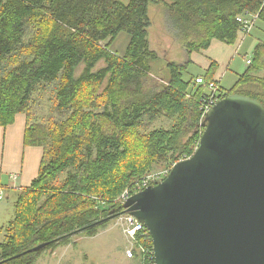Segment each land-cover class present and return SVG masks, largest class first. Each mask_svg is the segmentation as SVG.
Masks as SVG:
<instances>
[{
    "label": "trees",
    "instance_id": "1",
    "mask_svg": "<svg viewBox=\"0 0 264 264\" xmlns=\"http://www.w3.org/2000/svg\"><path fill=\"white\" fill-rule=\"evenodd\" d=\"M155 4L188 57L167 62L164 79L154 75L160 57L150 43ZM248 13L264 25V0H0V127L25 114L26 146L43 149L38 176L2 229L0 264H36L73 236H97L109 222L100 221L124 216L126 190L195 153L219 64L195 75L191 56L214 40L235 45L237 17ZM122 34L120 55L112 48ZM251 58L231 89L216 81L221 98L264 104V40ZM136 238L137 263L154 264L147 229Z\"/></svg>",
    "mask_w": 264,
    "mask_h": 264
},
{
    "label": "water",
    "instance_id": "2",
    "mask_svg": "<svg viewBox=\"0 0 264 264\" xmlns=\"http://www.w3.org/2000/svg\"><path fill=\"white\" fill-rule=\"evenodd\" d=\"M202 126L195 153L119 215L146 226L155 264H264V104L224 97Z\"/></svg>",
    "mask_w": 264,
    "mask_h": 264
},
{
    "label": "rangeland",
    "instance_id": "3",
    "mask_svg": "<svg viewBox=\"0 0 264 264\" xmlns=\"http://www.w3.org/2000/svg\"><path fill=\"white\" fill-rule=\"evenodd\" d=\"M127 2V0H121ZM151 18L153 26L150 29V43L154 51L160 57L154 71V75L159 79H164L168 75L166 63L174 61L182 63L187 60V52L182 48L178 40L172 38L166 28L164 20L168 18L165 6L153 5L151 7ZM254 30L252 38L244 41L242 48L234 55L229 65V70L221 79L222 87L229 90L236 83L239 75L243 74L247 68L245 55L252 57L251 44L256 41L257 34ZM129 38L122 34L113 45V50L122 54L128 44ZM192 74L197 75L200 70L191 67ZM169 126L170 123H164ZM165 168H159L161 171ZM15 199L11 198L9 203L14 204ZM14 206V205H13ZM12 206V207H13ZM14 211V208H13ZM126 227L123 217L113 218L107 222L105 228L101 229L97 236H73L72 243L68 246L61 247L55 252L44 254L36 264H138L133 258H128V252L134 253L133 239L126 235ZM1 253V251H0ZM135 255V254H134Z\"/></svg>",
    "mask_w": 264,
    "mask_h": 264
},
{
    "label": "crops",
    "instance_id": "4",
    "mask_svg": "<svg viewBox=\"0 0 264 264\" xmlns=\"http://www.w3.org/2000/svg\"><path fill=\"white\" fill-rule=\"evenodd\" d=\"M254 30L257 40L251 44L252 50L259 41L264 40V25L258 22ZM254 30L249 38H252ZM241 48L238 49L237 44L230 46L214 40L208 50L192 54L191 67L199 69L200 73L197 75H201L210 68L211 62L215 61L219 64L215 78H223L229 70L233 56L237 55ZM27 124L26 115L18 114L12 125L0 127V190L4 191V198L0 200V243L4 240L3 227L14 218L13 205L18 193L36 179L43 158L42 148L25 144ZM11 198L15 199L14 204L9 203Z\"/></svg>",
    "mask_w": 264,
    "mask_h": 264
},
{
    "label": "built area",
    "instance_id": "5",
    "mask_svg": "<svg viewBox=\"0 0 264 264\" xmlns=\"http://www.w3.org/2000/svg\"><path fill=\"white\" fill-rule=\"evenodd\" d=\"M258 20H259V13H248L246 15H242V16L237 17V21L240 25V29L238 32V40L236 43L238 49L243 46L245 39L252 33V31L256 27ZM245 59H246L247 65H250L252 62V58H250V57L248 58V56L245 55ZM221 79H222V77L220 79L214 78V80L212 82H210L208 85V91L210 94L207 95V97H205L206 101L202 105V109L204 111L205 117H206L207 112L219 100L222 99L220 87L216 83V81L221 82ZM196 83L198 85H202L205 83V81L202 77H199L196 79ZM189 158L183 159L182 161L187 160ZM172 167L165 168L161 171H155V172H152V173L146 175L142 180L137 182L131 189H128L123 193V195L121 197L122 204L124 205L131 196L147 189L150 186H154V185L161 183L169 175ZM3 198H4V191L0 190V200ZM122 217H123L125 227H126L125 233L127 236L132 238L133 242L135 243L137 241L136 237H137L138 233L143 232L147 228L136 217H134L130 214H126ZM143 251H144V249L142 250V253H143ZM152 253H153L154 264H155L154 252H152ZM133 257H134V253H133V249H132V251L128 252V258H133Z\"/></svg>",
    "mask_w": 264,
    "mask_h": 264
}]
</instances>
